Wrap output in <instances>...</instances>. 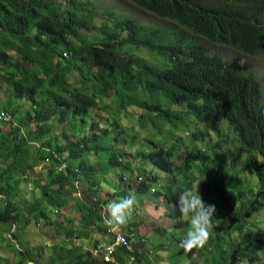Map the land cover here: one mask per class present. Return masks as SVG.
<instances>
[{
	"label": "trees",
	"instance_id": "1",
	"mask_svg": "<svg viewBox=\"0 0 264 264\" xmlns=\"http://www.w3.org/2000/svg\"><path fill=\"white\" fill-rule=\"evenodd\" d=\"M132 1L159 17L179 16L193 32L217 33L250 51H261L264 46V0H242L247 4L239 3L234 8L218 7L230 13H210L211 18L206 21L200 15L206 6L201 0ZM95 17L87 1L0 0V224L9 226L4 232H11L15 239L22 236V230L31 222L53 224L52 210L76 212L77 217H67L71 227L66 235L81 244L71 249L52 245L53 256H47L43 263L31 257L28 249L18 251L35 264H87L83 262L85 258L94 259V264H114L93 256L83 247L90 243L97 246L100 240L94 239V234L96 238L103 237L102 241L113 240L102 218L106 202L132 189L145 202L157 201L166 193L165 197L177 205L179 192L169 190V182L162 184L166 190L161 184L152 188L155 176L145 172V165L170 173L171 184L179 182L188 188L194 180L188 168L197 166L199 161L206 165V160L210 164L204 169L206 178L199 183V193L204 197L205 191L220 201L214 202L215 216L228 213L235 223L230 225L227 220L228 223L217 224L231 236L237 232L229 251L219 238L211 237L206 246L207 251H212L210 260L217 256L223 264H233L240 245L253 254L257 248L264 251V229L258 227L253 236V232L243 228L244 217L264 207V126L258 115L254 78L240 77L235 69L215 60V56L192 46L190 50L196 54L193 58L188 54L190 50L182 51L171 36L165 40L168 36L163 37V32L129 15L110 22L106 18L96 22ZM90 28L95 31L89 32ZM131 45L143 46L152 55L164 54L173 62L160 68L144 64L145 58L140 55L130 53L124 58L125 49ZM72 77L74 82H70ZM134 78L184 97L192 96L198 85L206 82L208 114L220 117L225 112L223 102L229 100L226 115L237 134L228 141H220L219 133L213 130L219 137L218 143H208L202 149L183 141L181 148L156 141L149 136V124L162 117L166 124L176 125L180 113L165 111L156 102L140 97L139 93L144 94L134 86ZM117 104L139 120H120V114L115 115ZM99 111L108 113L101 127L97 123L102 115ZM195 116L206 122L200 112L195 111ZM137 131L143 137L137 138ZM188 136L194 139L200 135L193 132ZM133 147L141 149L143 165L137 167L141 174L135 171L134 175H127L130 161L124 163L122 159L133 155ZM239 165L245 166L253 182L255 174L254 187H248L253 182L242 176L239 180L245 187H238L234 177ZM36 166L44 169L42 175L28 178V172ZM115 170L121 173L118 183L111 182V197L100 198V173ZM182 174L187 181L177 178ZM21 184H31L29 196L22 191ZM127 225L136 227L139 222L130 220ZM177 225L183 234L189 221L178 215ZM56 226L62 227V222ZM173 232L175 237H171L178 248L175 258L190 255L179 250L181 233ZM156 237H144L135 231L132 249L118 245L112 256L118 264L126 262L127 256L134 258L133 264H152L144 249H168ZM204 263L210 262L205 259Z\"/></svg>",
	"mask_w": 264,
	"mask_h": 264
},
{
	"label": "rangeland",
	"instance_id": "2",
	"mask_svg": "<svg viewBox=\"0 0 264 264\" xmlns=\"http://www.w3.org/2000/svg\"><path fill=\"white\" fill-rule=\"evenodd\" d=\"M89 4V7L93 9L99 16L96 17V21H99L102 17L104 18H111L112 21H114L116 18H121L125 15H130L131 17L139 19L141 22L146 23L148 25L153 26H167L168 24L172 26L173 30L175 32H178L181 34L182 37H192L190 32L180 26H177L173 23H169L165 20H160L154 17L151 14H148L141 9H139L137 6H135L132 2L129 0H86ZM212 3L221 5V6H227L228 4L225 2H222L220 0H210ZM112 12V15H109L108 13ZM89 32H94V28H90L88 30ZM197 41L202 42L206 44L210 52H218L220 53L225 59L232 60L236 56H239L241 60H244V63H250L254 66V70L260 77V79L263 82L264 85V56L261 57H244L238 52L221 47L219 45L210 44L206 42L205 40L194 37ZM189 39H185L184 44H187V41ZM136 54L140 55L144 58H146L150 62L154 63H160L155 55H152L148 50L145 48L139 47V46H130L128 49L125 50V57H128V54ZM70 82H74V77L70 78ZM139 95V94H138ZM140 96V95H139ZM141 97V96H140ZM146 98V97H144ZM147 99V98H146ZM115 112L117 114H120V117L122 121L126 122H132L134 123L137 119L136 115L131 114V112L126 111L125 109H121L119 107V104L115 105ZM100 114V121H98V126L101 127L103 125V121L107 118L108 113L105 111H99ZM146 119V118H144ZM174 119V118H173ZM147 120V119H146ZM175 120V119H174ZM176 125L173 124H165L164 119L162 117L157 118V124H149L151 125L149 136L153 137L156 141L163 143L166 146L173 145L176 148H181L182 141L185 143H189V145H193L196 148H203L208 143L210 144H217L219 141L218 135L213 131L208 130L201 122L196 120L194 116L190 113H184L181 118L176 120ZM60 131V128H57L55 130V133L58 134ZM200 131H203L202 134H200ZM193 132H197L198 135H200L198 138L192 139L188 134H193ZM209 132V135L207 134ZM223 133H229V129L224 126ZM135 136L137 138L143 137L141 132L137 131ZM219 148V147H217ZM139 150H141L139 147H133L130 149V152L133 153L131 156H127L125 159H122L124 163H126L127 160L130 161V170L126 171L125 173L127 175H134V172L137 171L138 165H143L141 162L142 155L139 154ZM225 150V149H224ZM242 158L245 157L244 153H240ZM185 153L181 154V158L184 159ZM175 159L179 162L180 159L173 155ZM198 159V157H197ZM206 165H209L210 162L204 161ZM214 162L212 163V165ZM206 165H201L200 161L198 162V165H194L193 167L188 168V174L191 175V178L194 180L190 182L189 187H192L194 184H197L199 182H202L206 176L204 173V169ZM145 172L148 173V175H154L155 176V182L152 186V188H155V186L161 184L168 183V189H172L173 180H171L170 173L158 169H153L151 165H145ZM44 169L41 166H36L34 169L30 170L28 172V178L30 179H37L39 175H42V172ZM238 175L234 177V181L238 185L239 188L243 189L245 187L239 180V176H242L246 178L251 183L253 182V179L250 177L249 173L247 172L244 165H239L237 169L235 170ZM121 173L119 170H115V172H109V173H100V179L103 182V188L101 189L99 193L100 198H107L111 197L109 193L113 191V186L111 185V182L118 183L117 177ZM141 174V173H140ZM177 178L185 180L184 174L178 175ZM257 181V177H255L254 174V182L248 186V187H254L255 183ZM26 184V183H25ZM31 184H27L26 186H23L21 184L22 191L29 196V191H31ZM163 187V186H162ZM166 187H163V190H166ZM205 193V196L202 197L204 203L206 205L214 204L212 195ZM166 194V193H165ZM165 194H162V198H158V202L155 200H148L144 201L141 199L143 197L141 194L140 196L135 200L136 203L134 205V212L132 215V222L138 221L139 225L136 227H133L131 225H127V228L133 227L134 231H137L138 234H142L144 237H152L154 234L157 236L156 238L159 239L168 249L160 250L161 252H156V250H153L152 254L149 256L152 259H162L166 261L168 264H189L190 262H194L196 264H205L204 258L205 256H211V252L206 251V248L202 249H194L190 255H178V248L175 246V242L173 241L170 230H167L168 232H156V228H172L174 225V221L171 218L170 211L173 209L172 203H169L165 197ZM107 203V202H106ZM104 212V209H103ZM223 212V211H222ZM136 213V214H135ZM173 213V212H172ZM225 213V212H224ZM135 214V215H134ZM176 214V213H175ZM52 221H54L53 224H34L30 223L28 224L24 230H22L21 235L17 238H13L10 236L9 232L8 234L4 232V229H7L9 226L0 224V264H27L25 256H22L21 253L18 250L22 249H28L29 255L33 257L34 259L38 258L40 263L45 262L46 257L52 255V245H59L63 246L66 249H71L75 245L81 244V242L73 236L66 235V230L71 227L69 225V222L67 221V217H77L78 213L76 212H65L58 213L57 211H51L50 213ZM177 217V216H176ZM229 217V218H228ZM216 219V217H215ZM246 220V225L243 227L245 230L257 232L258 227L264 229V207L258 211L253 212V214L249 217H244ZM217 220L220 222H227L229 221V224L231 225L232 221H230V216L228 213H225V216L218 214ZM56 221V222H55ZM62 222V227L56 226V224ZM233 222L232 224H234ZM8 230V229H7ZM12 231V230H10ZM121 231L125 232L126 229L121 227ZM215 231L223 232V228L220 226V224H217V226H214L210 229V233L212 234L211 237L215 235ZM178 235L180 233L182 234V229L177 230ZM172 234V233H171ZM97 241L101 242L103 237H98L97 234H94ZM177 235V236H178ZM253 236L255 234L253 233ZM175 237V236H173ZM211 237L209 238L208 242L211 241ZM237 237V233L235 232L233 234V238ZM213 240V239H212ZM94 241V240H93ZM208 242L206 246L208 245ZM212 247L214 246L213 243L210 242ZM85 251H90L93 256L100 258L98 255H95L93 252V249L95 247L92 246V243L90 244H83ZM205 246V247H206ZM208 247V246H207ZM176 248V249H175ZM179 250L183 253V250L179 248ZM257 252L255 255L253 254V251L251 249H246L245 245H241L239 249L240 256L244 259L243 262H246L247 257L253 256L254 262L250 264H264V255L261 250L257 248ZM155 253V254H154ZM200 253H202V256L200 257ZM42 256V257H41ZM53 256V255H52ZM258 256V259H257ZM94 259H83V262H86L87 264H94ZM48 263V262H47ZM157 263V262H156ZM155 263V264H156ZM207 264H221L219 260H216V258Z\"/></svg>",
	"mask_w": 264,
	"mask_h": 264
},
{
	"label": "clouds",
	"instance_id": "3",
	"mask_svg": "<svg viewBox=\"0 0 264 264\" xmlns=\"http://www.w3.org/2000/svg\"><path fill=\"white\" fill-rule=\"evenodd\" d=\"M81 1H86V0H81ZM129 1L132 2L135 6H137L142 11L153 15L157 19L165 20V21H168L170 24L173 23L177 26L187 29L192 35V37H185V38L182 37L181 34H179L178 32H175L172 26L169 24L167 26L149 25L155 29H158L160 32H163L162 33L163 37L168 36L165 40H167L169 36H171V39L175 40L176 45L180 47L182 51L188 52V50H190V48L193 46L197 50L205 51L210 56H215L214 59L220 62L221 64L235 69L237 71V74L240 77L254 78V80L256 81L255 82L256 86H257L256 96L258 98V115H259L260 121L262 122L264 126V85H263L262 80L256 73V71L254 70V66L250 63H244V60H241L239 56H236L232 60H227L218 52H210V49L206 44L197 41L194 37H199L210 44H215V45H219L224 48L234 50L244 57L264 56V46L262 47L261 51H250V50L245 49L240 44L232 42L231 39L224 38L221 35H218L217 33L206 35L202 32H193L190 29V24H188L187 22H184L185 20L180 18L179 16L171 15V18L159 17L155 15L154 13L147 11L141 8L140 6L136 5L132 0H129ZM201 1L203 4L206 5L204 8L200 10L201 11L200 15L203 21H206L207 19L211 18L210 13H217V14L226 13V12L230 13L229 10H225L224 12H222V10H220L218 7L234 8L236 6H239V3L247 4L245 1H242V0H237L238 2L234 0H220L228 4L227 6H221V5L212 3L210 0H201ZM112 14H109V15H112ZM95 15L96 17L99 16L96 12H95ZM96 17H95V20H96ZM110 19H111L110 17L107 18L109 22H110ZM101 20H105V18L102 17L99 21ZM99 21H96V22H99ZM141 23L143 25H146V23H143V22ZM259 25L263 26L262 24H259ZM185 39H189V40L187 41L186 45H183ZM131 46H135V45H131ZM139 47L144 48L143 46H139ZM188 54L191 55L193 58L196 56L194 50H190ZM124 55H123L124 58H128V57H125ZM154 55L156 56V58L158 59L160 63L150 62L145 58L144 64L149 63V64L156 65L160 68H164L166 66L171 65L173 62L172 60L168 59V57L164 54H154ZM133 81H134V86L140 89L141 92L144 94L142 96L139 93V95L142 98L146 97L147 99L146 98L144 99H146L147 101L156 102L160 106V108L165 111L167 110L170 112L180 113L179 118H181L184 113H190L192 114V116L196 118V120H198L197 117L195 116V111L200 112L201 115L206 119V122H201L200 120L198 121L201 122L208 130L210 131L215 130L216 132H218L220 135V141H228L231 137L237 134L236 129L231 124V120L226 115V111L230 109L229 100H226L223 102V107H224L225 112H223L220 117H213L208 114L207 107L205 106L206 98L204 96V92L207 88L206 82H201L198 85L197 92L194 93L192 96L184 97V96L176 95L173 90L161 89L157 87L155 83L149 82L145 79L134 78ZM138 120H139V117L136 119L134 123H136ZM154 122L155 124H157V118L154 119ZM224 126H226L229 129V133H223ZM215 131H213L214 134H215ZM185 180L187 181L186 178ZM199 183L194 184L190 188H186L185 184H182V183L179 184V182H177L176 184H172L173 186H172L171 191L174 194L179 192L178 199H177V205L175 204L173 200L167 199V198L166 199L169 203H172V205L174 206L173 209L170 211V215H171L172 220L174 221V225L172 228H160V227L156 228V232H159V233L162 232L163 234L164 232L167 233L168 232L167 230H170L171 231L170 235L173 237L175 236L173 231L179 230V228H177L179 227V225H177L178 215H181V219L189 221V227L179 237V239L180 238L181 239L178 245L179 248L182 249L183 253L185 254L191 253L194 249L199 250L202 248H206L205 246L209 238L212 236V234L210 233V229L213 228L214 226H217V221H218L215 219V217L217 218V215L215 216V213H216V206L214 205L215 203L210 204V205H206L204 203L199 193ZM180 185L183 186L182 188L184 187L185 188L181 189ZM138 197H139L138 193H134L132 189H127L126 193L115 195L114 198L110 199L108 203L104 205L105 213L102 215V218L104 219L105 225L110 228V231H111L110 238H113V240L111 242L101 241L97 244V246H93L95 247V249H93V252L95 255H98L99 257L103 258L104 246L112 243L116 239L118 234L122 235L126 239V243H119L116 246L118 245L124 246L126 250L132 249L133 236L135 233L134 228H133L134 226L127 228L125 232L121 231V227L125 226L131 220L133 212H134V205L136 203L135 200ZM159 198H162V196H160ZM212 201L216 203H220L218 199L213 198ZM140 235L143 236L142 234ZM232 236L228 232H225L223 230V232L215 231V235L213 237L215 239L219 238L223 246L226 247L229 251V249L231 248L232 241L234 240ZM240 247L241 245L237 248V252H238L237 261L233 264H250L254 262L255 260L253 259V256L247 257V260H245L246 262H243L244 259L239 254ZM144 250L149 253L148 255L149 257L152 254L153 250L155 249H151L150 247H148L147 249H144ZM156 252H161V251L156 250L155 253ZM208 252H211V256H212V251H208ZM262 253L264 255V251H262ZM199 256L201 257L202 253H200ZM211 256H205L203 258L208 260L209 262H212L210 260ZM215 258L216 260H219L221 264H223L222 263L223 260L219 259V257L217 256H215ZM257 259H258V256H257ZM103 260L106 262L118 264V261L114 259L112 255H111V260H105L104 258ZM151 260H152V264L162 261V259H152V258ZM133 261H134L133 257L127 256V261L122 264H133ZM247 261L250 263H248ZM27 264H35V263L32 261H27ZM225 264H228V263H225Z\"/></svg>",
	"mask_w": 264,
	"mask_h": 264
},
{
	"label": "built area",
	"instance_id": "4",
	"mask_svg": "<svg viewBox=\"0 0 264 264\" xmlns=\"http://www.w3.org/2000/svg\"><path fill=\"white\" fill-rule=\"evenodd\" d=\"M119 243H126V239L120 234L117 235L116 239L112 243L104 246L103 258L105 260H111L114 247Z\"/></svg>",
	"mask_w": 264,
	"mask_h": 264
},
{
	"label": "crops",
	"instance_id": "5",
	"mask_svg": "<svg viewBox=\"0 0 264 264\" xmlns=\"http://www.w3.org/2000/svg\"><path fill=\"white\" fill-rule=\"evenodd\" d=\"M161 253H163V252H161ZM157 264H168V263L166 261L162 260V261L158 262Z\"/></svg>",
	"mask_w": 264,
	"mask_h": 264
}]
</instances>
